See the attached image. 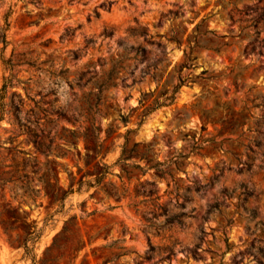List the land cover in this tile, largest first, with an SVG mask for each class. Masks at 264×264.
I'll list each match as a JSON object with an SVG mask.
<instances>
[{
    "label": "rangeland",
    "instance_id": "rangeland-1",
    "mask_svg": "<svg viewBox=\"0 0 264 264\" xmlns=\"http://www.w3.org/2000/svg\"><path fill=\"white\" fill-rule=\"evenodd\" d=\"M0 264H264V0H0Z\"/></svg>",
    "mask_w": 264,
    "mask_h": 264
},
{
    "label": "trees",
    "instance_id": "trees-1",
    "mask_svg": "<svg viewBox=\"0 0 264 264\" xmlns=\"http://www.w3.org/2000/svg\"><path fill=\"white\" fill-rule=\"evenodd\" d=\"M178 87V85H177ZM172 100V97H171ZM166 103L164 102H159L160 104H164ZM101 131H102V127L100 125H97L96 122L94 121L92 124V133L89 134V136H87L86 140H87V147L88 149H90L88 151V156H91L92 151L91 149L94 150V157H98L103 153V147H104V141L105 138H103L101 136ZM136 148L135 149H130L128 147V140L123 144V149H122V159H129L131 158L134 154L133 153H141L139 149L140 146V142H136L135 143ZM148 151L150 152V150H147L146 152L148 153ZM66 153V151H65ZM145 152L141 153V156H144ZM98 162H102V159H98ZM161 163V161H157L156 164H151L149 167H155L158 166ZM102 170L99 172V174L96 177V182L97 183H102L101 181H103L104 177L106 176V174L109 172V165L107 163H102ZM107 186V185H105ZM108 193H110L111 195H113L114 197H116L117 199H119L121 197V193L115 189L114 187H107L106 188ZM74 188H70V189H66L62 195V198L65 199L67 197V195L70 192H73ZM35 232V230H26V237L24 240V244L26 246V249L28 250L29 247V240L33 238V233Z\"/></svg>",
    "mask_w": 264,
    "mask_h": 264
}]
</instances>
